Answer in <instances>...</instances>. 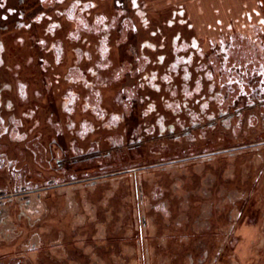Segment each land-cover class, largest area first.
<instances>
[{"label": "flooded vegetation", "instance_id": "1", "mask_svg": "<svg viewBox=\"0 0 264 264\" xmlns=\"http://www.w3.org/2000/svg\"><path fill=\"white\" fill-rule=\"evenodd\" d=\"M147 7L0 0V264L132 256L166 215L199 208L189 198L207 195L224 163L260 158L261 9L226 21L198 1L169 16ZM196 251L189 264L214 263ZM143 254L154 256L138 252V264Z\"/></svg>", "mask_w": 264, "mask_h": 264}, {"label": "crops", "instance_id": "2", "mask_svg": "<svg viewBox=\"0 0 264 264\" xmlns=\"http://www.w3.org/2000/svg\"><path fill=\"white\" fill-rule=\"evenodd\" d=\"M195 1L206 8L216 5H210L216 0ZM235 1L259 7L264 17V0ZM259 155L260 158L255 153H247L245 159L224 163L217 178L209 185V193L200 192L198 196L189 198L192 203L198 201L199 208L188 209L183 205L181 209L173 210L169 216H165L168 220L166 229H160L151 244H133V248H136L134 254L156 253L159 255L156 264H183L185 257L189 264L190 258L186 253L194 249L192 254L197 255L198 247V254L201 248L209 251V256L214 258L213 264H251L252 260L258 258V251L264 248V207L261 208L259 203L264 201V148ZM224 182L231 190L229 197L217 194V186ZM199 184H205L202 178ZM243 191L245 194L241 199ZM183 203L187 204L186 200L183 199ZM204 205L205 211L202 208ZM238 205L242 207L240 211L236 209ZM121 233L119 230L116 236L119 238ZM116 255L118 259L108 258L106 264H123V251L118 250ZM146 258L143 254L144 263L153 264L156 257L151 254L149 259Z\"/></svg>", "mask_w": 264, "mask_h": 264}, {"label": "rangeland", "instance_id": "3", "mask_svg": "<svg viewBox=\"0 0 264 264\" xmlns=\"http://www.w3.org/2000/svg\"><path fill=\"white\" fill-rule=\"evenodd\" d=\"M145 1L148 2L147 8L149 10V15L150 16H157V17L161 16V15L169 16L170 15V9L172 8L171 6L174 2H183L184 1L185 4L188 5L189 7H191V4L193 2V0H145ZM214 4H216L215 7L210 6L209 10L205 9L204 14H206V15L211 14L210 16L214 17L215 19L220 17L226 21L234 20L237 17H241V15L244 14V11L252 9V6L244 5L241 1H235V0L234 1H228V2L225 0H216L215 3L211 2L210 5H214ZM207 10H208V12H207ZM250 193H252V192H250ZM262 196H264V195H262ZM259 203L262 206L261 208H263L264 207V201H263V203L261 201ZM245 204H247V203H245ZM44 240H46V236L44 237ZM44 245L47 246V242H44ZM118 250L123 251V253L125 255L124 264H130L131 261L137 260L135 254L128 257V255L126 253V249H124V248H116L115 250L113 249V251L115 253ZM154 254L155 255L153 257H156V258H154L153 264H156L157 257L159 255H157L156 253H154ZM43 255L45 257V263H47V264L50 263L51 259L49 258L48 252L43 254ZM256 255L258 258L256 260H252L251 264H264V248L262 249V251H258V253ZM183 264H188L185 257L183 259Z\"/></svg>", "mask_w": 264, "mask_h": 264}]
</instances>
